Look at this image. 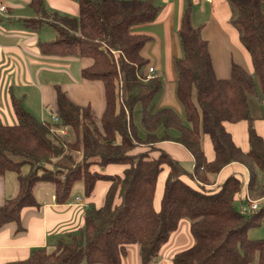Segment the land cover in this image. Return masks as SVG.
<instances>
[{
    "label": "trees",
    "instance_id": "1",
    "mask_svg": "<svg viewBox=\"0 0 264 264\" xmlns=\"http://www.w3.org/2000/svg\"><path fill=\"white\" fill-rule=\"evenodd\" d=\"M75 1L78 13L69 17L49 13L42 0H31L39 19L30 21L47 24L55 35L50 42L38 43L41 55L89 61L81 78L102 83L105 107L97 118L89 106L75 105L60 85H54L58 128L73 136L65 140L52 131L56 124L35 118L11 98L17 122H0V178L13 173L16 194L0 207V228L16 223L21 232L20 212L38 206L34 191L39 186L51 187L58 204L70 199L78 182L86 199L97 182L109 186L100 207L86 205L81 228L11 264H121L129 245L138 246L141 264H155L183 219L189 222L193 244L176 253L172 264H264V240L247 237L248 230L262 222L264 205L246 214L237 210L235 196L242 182L234 176L217 189L204 188L225 166L238 163L247 170L249 198L264 197V139L253 127L256 119H264L263 0H226L230 22L253 68L249 74L232 63L226 79L214 75L207 42L191 24L190 6L184 9L177 32L181 57L174 61L175 98L183 118L170 107L155 108L158 78L143 81L148 60L141 51L150 38L134 33L133 26L154 20L159 9L154 1ZM120 81L124 94L119 98ZM241 121L248 124L247 152L234 144L224 127ZM202 135L211 142V161L203 152ZM163 141L188 151L190 173L155 148ZM109 165L123 166L121 174L102 173ZM164 167L168 172L156 210V182Z\"/></svg>",
    "mask_w": 264,
    "mask_h": 264
},
{
    "label": "crops",
    "instance_id": "2",
    "mask_svg": "<svg viewBox=\"0 0 264 264\" xmlns=\"http://www.w3.org/2000/svg\"><path fill=\"white\" fill-rule=\"evenodd\" d=\"M30 1L0 0V6L5 7L4 11L0 12V122L3 124H12L14 122L15 116L12 109L11 97L16 99L17 97L11 93V82L14 79L21 80V73L22 75H27V73L24 74V68L21 66V63L24 64L25 60H41L42 58L40 57L41 54L35 38H30V36L23 35L22 33L21 37H19V30L16 28L19 25L26 26L23 22L24 20L32 21L39 19L35 9L30 6ZM153 1L159 8L156 17L150 23L133 26V32L146 35L150 38L143 47L141 54L148 60L147 67H153L155 77L161 81L160 91L154 99L155 108L173 107L177 112L182 113V109L175 98L176 72L174 61L181 57L177 32L182 13L187 6H190L192 26L199 28L202 39L207 42L216 78H228L232 63L243 67L249 74L253 73L250 55L241 45L238 33L230 22L231 11L226 0ZM42 5L49 13L57 12L69 17H75L78 13V5L73 0H42ZM82 61L85 64L84 66L89 64L87 60ZM27 76L29 77L30 75ZM60 87L72 103L80 107L89 106L97 118L101 117L105 107L104 88L101 82L82 79L81 82L75 83V85H69L72 91L71 94L62 85ZM44 90L45 92H41L42 96L40 97L43 103L41 106L46 110L47 104L52 105L53 110H55L54 86L52 89L46 88ZM97 90L100 91L101 95L97 96ZM36 116L34 117L39 119L42 114L40 113ZM224 127L231 135L234 144L242 151L247 152L249 149L247 140L248 124L245 121L235 124L224 123ZM253 127L264 139V120L254 121ZM172 135H174L173 132ZM201 145L206 159L208 161L213 160L214 152L207 135H202ZM156 147L167 153L172 159L179 162L180 165L184 163L192 167L191 155L178 143L163 141L158 143ZM157 155L158 152L151 153L153 157ZM105 170L106 174H121L123 166L109 165ZM167 172V167H164L157 178L153 200L154 208L158 199H161L163 191L161 182L164 186ZM229 176H234L244 182L242 190L244 193L248 174L245 167L238 163H231L225 166L214 177L213 184L204 188L209 190L217 189ZM181 179L188 185L196 187L188 177L182 176ZM97 184H95L94 190ZM108 186L109 183H103L99 187L100 198L101 196L104 197ZM159 187L161 195L157 198V189ZM15 194V175L7 173L4 177L0 178V207L4 200L12 198ZM34 197L38 206L26 207L20 212L19 227H21V232H18L16 223H7L0 228V264H11L27 259L33 250L48 247L60 237L77 231L83 225L84 210L82 204L86 206L88 200L92 204L97 201L95 197L86 199L84 196L77 194L70 197L66 203L58 204L55 202L52 188L39 187L35 189ZM75 198H80L83 203L75 202ZM95 206L97 207V205ZM186 232H189V224L185 220H181L168 242L162 246L160 260L156 264H170V260L175 253L185 250L192 245L193 240L190 232L189 236L192 242L188 235L184 236ZM184 244L188 245L187 248L176 251L177 248ZM168 255V260H166L165 257ZM122 264H141L138 246L129 249L126 258L122 260Z\"/></svg>",
    "mask_w": 264,
    "mask_h": 264
},
{
    "label": "rangeland",
    "instance_id": "3",
    "mask_svg": "<svg viewBox=\"0 0 264 264\" xmlns=\"http://www.w3.org/2000/svg\"><path fill=\"white\" fill-rule=\"evenodd\" d=\"M73 1L77 4V2L75 0H73ZM45 18H47V17H45ZM48 18L50 20H52V18H50V17H48ZM45 21L46 20H44V22ZM23 22L26 26H20L19 25L16 27L19 30V37H21V33H22L23 35L30 36V38H32V37L35 38L36 43L50 42V41L54 40V36H55L54 32L47 24L42 23L40 25L38 23H33L30 20L29 21L24 20ZM40 57H42L41 60H32L33 62L31 60H25L24 64L21 63V66L24 68V72H25L24 74L27 73V75H30V76L28 77L27 75L25 76V75H22V73H21V80L20 79H18V80L14 79V81L11 82V84H12L11 93L15 97H17L21 106L23 107V109L26 112L30 113L31 115H34L35 117H37L36 116L37 114L41 113L42 116L40 118L38 117L39 120L48 121V122L54 123V125L55 124L57 125V124H59V119L53 110V106L47 104L46 110L41 106V105H43V103L41 102V98H40L42 96L41 92H45L44 89H46V88L52 89V87L54 85L59 84V85H62L63 87H65L66 91H68L71 94L72 91L70 90L69 85H75V83L82 81V79L80 77V72H81V69L84 67L85 64L83 63L82 60H78L77 58L68 59V58L52 57V56H50V57L44 56L43 57V55H40ZM82 65H83V67H82ZM252 71H253V68H252ZM143 81L146 82V80H143ZM66 86H68V87H66ZM118 86H119L118 95L120 98L122 96V94H124L123 90H121V87H122L121 81L119 82ZM96 94H97V96L101 95L100 91H98V90H97ZM170 108L174 109V111L181 118H183V113L180 114L179 112H177L175 110V108H173V107H170ZM133 115H134L135 119L138 118V114L136 111H134ZM263 120L264 119H256L255 122L256 121H263ZM16 122H17L16 118L14 117V122L12 124H7V125H13V124H16ZM253 125H254V123H253ZM52 131L56 135H58L59 137L65 139V140H72L73 139V136L70 134V132L66 128H60V127L58 128V125H57L55 128L52 129ZM155 148H157V147H155ZM142 149H144V148H138V150H142ZM146 149H148L150 151L149 148H146ZM153 152H155V150H153L152 153ZM150 154H151V152H150ZM17 160H18V158H17ZM181 165L185 171L189 169L188 173H189V171L191 172V170H192L191 166L184 164V163H182ZM95 169H97V168H95ZM27 170H28V167L25 166L23 168V171L26 172ZM99 171H101V170H99ZM101 172L105 173L106 170L104 169ZM9 174H11V173H9ZM241 182H242V189H241L240 193L235 196L236 202L234 203V207L237 210L238 209H247L250 202H252V201L260 200V202H261L264 200V197L259 198L257 200H252L251 198H249V196L247 195L246 188L244 190L245 192L244 193L242 192L243 187H244V184H243L244 182L242 180H241ZM97 183L98 184L96 185V188L93 191V194L91 195L90 198H92V197L97 198V201H99V202L95 201V202H93V204L97 205V207H100V205L103 203L104 197L101 196V198H100L99 187L102 186L103 183L108 184V182L100 181ZM193 183H194V185H197L195 182H193ZM161 187L163 188L162 182H161ZM39 188L51 189V187H49V186H43V187L39 186ZM159 191H160V187L157 189V195H156L157 198H159L161 195V193H159ZM77 194H79L80 196H83V185L81 182H78L74 185L73 189L71 190L70 197H73ZM159 200H160V198L158 199V202L155 205V209H157V210L159 209ZM75 202L80 203V204L83 203V202L77 201L76 198H75ZM89 202H90V200H88L87 203H89ZM82 206H83V210H84L86 208V206H84L83 204H82ZM183 220H185V219H183ZM185 221L189 224V222L187 220H185ZM175 231L176 230H174V232ZM189 232L184 233V236L185 237L187 235L189 236ZM247 237L250 240H264V218H263V220L259 226L252 227L248 230ZM189 239L191 240L190 236H189ZM191 242H192V240H191ZM133 246L137 247V245H129L126 247V255L122 258V260L124 258H126L129 249L134 248ZM187 246H188L187 244H184L181 247L177 248L176 251H178L180 249H185V248H187ZM131 250H133V249H131ZM138 255H139V253H138ZM173 256H172V258H173ZM168 257H169V255L166 256L165 259L168 260ZM172 258L170 260V264H172ZM159 260H160V251H159L158 261ZM157 262H155V264ZM83 264H86V263H83ZM121 264H122V261H121ZM253 264H256V262H254Z\"/></svg>",
    "mask_w": 264,
    "mask_h": 264
},
{
    "label": "built area",
    "instance_id": "4",
    "mask_svg": "<svg viewBox=\"0 0 264 264\" xmlns=\"http://www.w3.org/2000/svg\"><path fill=\"white\" fill-rule=\"evenodd\" d=\"M5 7L0 6V12L4 11ZM154 68L153 67H147V70L145 72L144 80H151L155 77L154 75ZM77 201L82 202L80 198H76ZM264 205V200L260 202V200L257 201H252L250 202L249 206L247 209H240V212L243 214H246L247 212H253L256 211L259 207Z\"/></svg>",
    "mask_w": 264,
    "mask_h": 264
}]
</instances>
